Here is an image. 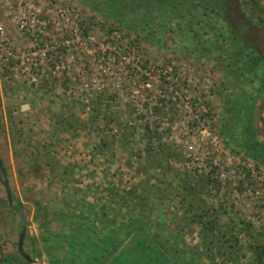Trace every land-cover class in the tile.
Segmentation results:
<instances>
[{"label": "rangeland", "instance_id": "1", "mask_svg": "<svg viewBox=\"0 0 264 264\" xmlns=\"http://www.w3.org/2000/svg\"><path fill=\"white\" fill-rule=\"evenodd\" d=\"M99 97L92 119L89 103ZM106 107L136 121V145L180 156L156 159L149 178L135 172L139 162L125 156L115 129L112 149L100 145ZM146 125L160 138L142 139ZM0 156L24 214H5L15 229L0 232V264H89L87 245L105 243L90 227L100 223L83 213L111 198V180L121 189L139 188V179L159 193L147 207L179 259L264 264L248 249L264 242V0H0ZM198 175L220 182L201 187L199 206L216 217L209 244L225 231L229 249L238 232L232 260L206 254L202 223L178 221L181 205L198 207L180 204V182ZM22 223L31 262L17 252ZM120 237V249L144 261L138 239Z\"/></svg>", "mask_w": 264, "mask_h": 264}, {"label": "trees", "instance_id": "2", "mask_svg": "<svg viewBox=\"0 0 264 264\" xmlns=\"http://www.w3.org/2000/svg\"><path fill=\"white\" fill-rule=\"evenodd\" d=\"M227 2H230V0H227ZM235 10L236 9L234 8L232 11L233 14L236 13ZM103 102L104 98L102 97L94 100L92 99V101H90L89 108L91 109L90 115L92 116V119H96L100 112V106H102ZM107 102L108 99H106V106ZM77 120L78 117H74V119L69 120L68 125L73 127L76 125ZM104 125H106V139L100 137V145H106V148L112 149V146L117 142L118 133L119 136H121L119 142L122 144L125 156L132 161H136L137 163L139 162L135 169V172L137 171V173L140 171L147 174L149 169L152 166H155L153 164H155L156 159L165 158L168 160V158L180 156L179 151L169 146H160L157 151L153 149L152 144H145L143 147L136 145L138 144L135 140V134L137 131L136 121H130L129 118L125 117L118 111H107L106 107V119L104 121ZM114 129L117 133H111ZM161 134L162 133L157 125H146L141 137L149 143L153 139L160 138ZM142 158L145 159V162L139 161ZM159 162L160 163L158 164H162V161ZM167 166L168 164L162 165V168ZM151 174L152 173H148V178ZM109 183L110 184L106 186V190H108V195L111 198L106 200V202L101 203L103 206L102 208L99 207L101 205L94 204L88 212L83 213V216H94V218L97 219L96 222L100 223L98 225H91L90 227H92V229L95 228L94 230L98 233L102 243H105L104 246L101 245L97 250H94V247H92L93 245H87L94 254L91 257L90 262H96V264H105V262L106 264H119L118 262L113 263V260L117 261L123 258L126 259V264H131V262L136 259L138 262H134L133 264H167V262L168 264H187V262L188 264H191V261H188L186 258L179 259L177 254L178 249L176 248L177 245H174L175 247L168 246V243L162 238L163 236H160L158 233L159 229L153 222L154 217L152 210L147 207L148 203H151L153 200L159 198V193L155 189L154 185H148L143 181V179H139V188L134 185L129 187L125 186L120 189L112 183V180ZM180 183V194L182 193L180 204L185 203L186 206H188L191 204L193 205L194 201H196V203H198V207L195 210H191L189 209V206L187 209V207L181 205L182 215L179 217L178 221L189 220L202 223L204 229L206 226L209 231V233H202L201 235L202 238L209 237L206 244V254H227V259H234L236 255L234 251L235 247H237V244L241 245L238 238V232L230 233L234 236V238L229 244V249L224 248L225 241L229 239V237L226 236L225 231L220 232L219 236H224V240H218L219 243L216 244L217 246L209 244L213 242L216 237V233L213 231L214 226L208 222H213L216 217H210V213H206L207 209L203 210L202 207L199 206L200 203L204 204L203 202H200L202 199L200 193L202 191L201 187L206 186L208 183L219 184L220 182L218 179L215 177H206L205 179L204 177L198 175V177H195L194 181L186 182L183 179ZM85 204L86 201H83L82 205ZM144 207L148 208L147 213L143 212ZM211 209L213 210V216H215L217 214L216 210L212 207ZM206 214H208V217L205 216ZM178 221L175 220L174 225H176L175 222ZM96 227L101 228L96 230ZM240 228H243L244 230L248 229L247 226L243 225ZM124 232H127V234H133V236L138 239L140 247L136 248L135 251H137L138 255L144 256V261L138 259L140 256L136 258L129 255V248L123 247L120 249V243L123 241L120 234ZM91 237H93V235H91ZM86 241L88 243L92 242L89 237ZM248 249L251 250L255 260L264 262V242L250 241ZM195 255L196 253L194 251L191 254L192 258H195ZM149 260H153L154 262H149Z\"/></svg>", "mask_w": 264, "mask_h": 264}, {"label": "flooded vegetation", "instance_id": "3", "mask_svg": "<svg viewBox=\"0 0 264 264\" xmlns=\"http://www.w3.org/2000/svg\"><path fill=\"white\" fill-rule=\"evenodd\" d=\"M23 105V104H22ZM21 105V107H22ZM2 158V157H1ZM3 160V159H2ZM4 163V161H3ZM5 165V164H4ZM6 167V166H5ZM0 175H1V172H0ZM6 177H7V170H6ZM7 180H8V177H7ZM8 183H9V180H8ZM0 186L1 188L3 189V194L0 193V204H1V209H3V207H7L6 209V212L9 213L11 216H13V214L16 216L17 220L20 221L21 219L24 218V214H23V211H22V207L20 206V202L17 201V202H13L12 201V189L10 187V190H11V201L9 202V198L7 196V193H6V190H5V187L3 185V183L1 182L0 180ZM10 186V185H9ZM5 205V206H4ZM25 226L26 227V224L22 223L19 230L16 232V235H17V239H18V235H19V232L21 231L22 227ZM25 233H26V229H25ZM24 237H25V234H24ZM24 243V241H23ZM17 245V244H16ZM17 247V246H16ZM24 248V247H23ZM18 252V250H17ZM20 258L22 260H24L25 262H31V261H27L26 259H24V257L22 255H20V253L18 252ZM33 259V258H32Z\"/></svg>", "mask_w": 264, "mask_h": 264}, {"label": "water", "instance_id": "4", "mask_svg": "<svg viewBox=\"0 0 264 264\" xmlns=\"http://www.w3.org/2000/svg\"><path fill=\"white\" fill-rule=\"evenodd\" d=\"M25 107H26V104H23L22 108L24 109ZM0 172H1L0 180L5 187V190L9 198V202H10L11 201V190H10V186H9V183L6 177V167L3 163L1 156H0ZM25 229L26 227L23 226L21 231L19 232L18 239H17V250L20 253V255L24 257V259H26L27 261H33L32 257L23 248Z\"/></svg>", "mask_w": 264, "mask_h": 264}, {"label": "crops", "instance_id": "5", "mask_svg": "<svg viewBox=\"0 0 264 264\" xmlns=\"http://www.w3.org/2000/svg\"><path fill=\"white\" fill-rule=\"evenodd\" d=\"M5 214H9V213H7V212H3L2 211V209H1V204H0V217H2L0 220H1V222H0V232H1V230H4L3 228H5L6 227V225L8 224V225H10L11 223V221H8L7 223H4V220H5V218H6V215ZM10 218H12V216L10 217ZM10 228H8V229H10V231H12L13 230V228H14V226L13 225H10L9 226ZM15 229V228H14ZM13 232V231H12ZM10 236H11V233H10ZM2 239V238H1ZM1 242V241H0ZM0 246H1V243H0ZM0 255H1V247H0Z\"/></svg>", "mask_w": 264, "mask_h": 264}]
</instances>
